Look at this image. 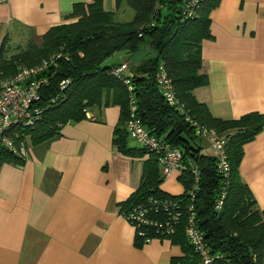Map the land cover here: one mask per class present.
Instances as JSON below:
<instances>
[{
    "label": "trees",
    "instance_id": "16d2710c",
    "mask_svg": "<svg viewBox=\"0 0 264 264\" xmlns=\"http://www.w3.org/2000/svg\"><path fill=\"white\" fill-rule=\"evenodd\" d=\"M219 3L220 0H199L195 15L187 16L182 12V0H116L117 7L124 4L133 11L131 19L122 22L115 19L114 12L103 9L101 0H94L86 6L75 5L68 15L75 20L50 27L41 36L40 43L35 42L31 27L16 23L12 28L24 30L28 36L25 45H18L14 51L12 28L0 41L1 77L12 76L24 67L37 66L51 57L55 59L43 71L47 82L41 88L38 103L42 114L33 125L12 130L10 135L15 144L27 146V139L36 144L57 137L65 124L85 119L93 108L119 107L113 145L129 157L147 155L142 162L139 185L119 204V212L150 199L181 202L182 216L171 235L156 238L154 230H147L150 237L168 239L181 247L183 255L173 258L172 264H201L199 254L185 234L190 206L212 257L209 264H264V210L258 208L239 174L243 146L264 128V113L250 112L235 119L217 118L193 93L208 83L207 75L201 72V43L210 37V13ZM145 44L148 51L144 57L134 60L137 57L133 56ZM116 53L123 55V60L106 64ZM122 62L127 63L129 75L119 78L112 70ZM159 65L170 78L185 113L168 105L160 94L155 81ZM127 77L131 91L124 82ZM62 81H66L63 88ZM130 94L135 99L137 117L145 128L178 147L183 154L186 169L178 176L184 189L180 195L160 189L164 176L153 153L139 145H128L126 123ZM187 114L208 129L227 135L228 176L218 174L211 153L201 152L202 138L185 120ZM24 160L5 148L0 149V166L3 163L22 165ZM193 166L198 171L197 182L193 178ZM222 190V205L215 208ZM150 216L162 218L164 213L154 211ZM144 239L135 231L137 245L145 243Z\"/></svg>",
    "mask_w": 264,
    "mask_h": 264
},
{
    "label": "crops",
    "instance_id": "0c3cea01",
    "mask_svg": "<svg viewBox=\"0 0 264 264\" xmlns=\"http://www.w3.org/2000/svg\"><path fill=\"white\" fill-rule=\"evenodd\" d=\"M93 1L0 0V41L16 23L31 27L40 43L50 27L75 20L68 17L75 5ZM101 3L128 20L133 15L116 0ZM209 30L201 43L208 83L194 96L217 118L264 113V0H220ZM119 115L117 105L93 108L57 137L27 139L22 165L0 166V264H172L183 255L168 239L137 245L135 229L119 212L147 158L126 156L113 145ZM179 174L164 178L160 189L180 195ZM239 174L264 210V128L244 144Z\"/></svg>",
    "mask_w": 264,
    "mask_h": 264
},
{
    "label": "built area",
    "instance_id": "2783aa9c",
    "mask_svg": "<svg viewBox=\"0 0 264 264\" xmlns=\"http://www.w3.org/2000/svg\"><path fill=\"white\" fill-rule=\"evenodd\" d=\"M198 2L199 0H182V12L187 16L195 15L194 9L198 6ZM54 60V57H51L37 66L21 68L12 76H0V149L5 148L16 157L25 159L27 146L23 143L15 144L10 133L18 127L33 125L41 116L43 109L38 104L41 101L40 91L47 82V75L43 71ZM112 73L119 78L129 75L127 63H120L113 68ZM127 78L124 79V82L127 90L131 91L132 86L129 82V77ZM155 81L164 101L168 105L176 107L180 113H185L183 104L178 101L171 80L162 65H159L157 69ZM65 84L66 81H62L61 87L63 88ZM135 110V99L130 94L128 120L126 123L129 138L156 156L164 178L168 177L173 171H178L179 173L184 171L186 165L183 162L181 150L178 147L171 146L161 137L152 135L141 123ZM88 118H90L89 115ZM185 120L193 126L196 134L205 141L206 146L202 148L201 152L209 151L215 158V168L218 174L224 177L228 176L227 135L208 129L188 114L185 116ZM192 174L194 181L197 182L198 171L195 166L192 167ZM190 192V195H192V190ZM223 197L224 191L222 190L215 201V208H219L222 205ZM159 210L164 213L162 218L150 216L152 212ZM187 212L185 226L187 239L194 251L199 254L201 264H209L212 257L202 239L192 206L188 208ZM121 215L133 226L138 235L145 237L144 240L147 243L154 239L147 235L148 229L154 230L156 238H165L174 232L175 225L182 216L181 202L175 199H150L136 204L126 212L121 213Z\"/></svg>",
    "mask_w": 264,
    "mask_h": 264
},
{
    "label": "rangeland",
    "instance_id": "374dc122",
    "mask_svg": "<svg viewBox=\"0 0 264 264\" xmlns=\"http://www.w3.org/2000/svg\"><path fill=\"white\" fill-rule=\"evenodd\" d=\"M131 12V14H133V11L131 9H129V13ZM128 15L125 14V13H119L118 15L115 16V19L117 21H128ZM10 37H11V43H12V46L14 48V51L16 48H18L17 46L20 45L21 47L25 45V42L26 40L28 39V36L26 35V32L24 30H20V29H14L12 28L11 29V33H10ZM148 51V46L145 44V45H142L141 46V49L139 50V52L137 53V58H134L135 59H139L141 57H144L143 55L146 54V52ZM123 55H121L120 53H116L115 55H113L112 57H110L109 59H107L106 61V64H111L112 63H117V62H120L122 61ZM139 57V58H138ZM129 141L134 144L135 146H138V144L132 140V139H129Z\"/></svg>",
    "mask_w": 264,
    "mask_h": 264
}]
</instances>
